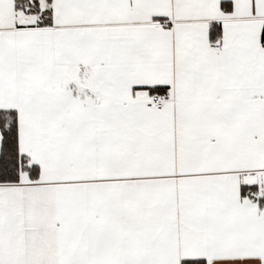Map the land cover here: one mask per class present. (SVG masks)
<instances>
[{"label":"snow or ice","instance_id":"6c2138e0","mask_svg":"<svg viewBox=\"0 0 264 264\" xmlns=\"http://www.w3.org/2000/svg\"><path fill=\"white\" fill-rule=\"evenodd\" d=\"M0 264H264V0H0Z\"/></svg>","mask_w":264,"mask_h":264}]
</instances>
